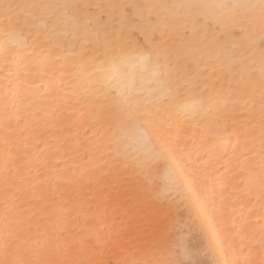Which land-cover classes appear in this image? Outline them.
<instances>
[{"label": "snow or ice", "instance_id": "1", "mask_svg": "<svg viewBox=\"0 0 264 264\" xmlns=\"http://www.w3.org/2000/svg\"><path fill=\"white\" fill-rule=\"evenodd\" d=\"M257 25L259 49L222 45ZM57 114L75 147L44 138ZM235 174L264 219V0H0V264H264L217 199ZM85 177L118 225L73 214Z\"/></svg>", "mask_w": 264, "mask_h": 264}, {"label": "bare ground", "instance_id": "2", "mask_svg": "<svg viewBox=\"0 0 264 264\" xmlns=\"http://www.w3.org/2000/svg\"><path fill=\"white\" fill-rule=\"evenodd\" d=\"M71 2H80V3H113V4H128V5H151L158 3H171V2H194V3H213L220 2V0H71ZM251 2H256V0H251ZM236 33H240V29H235ZM249 44H254L256 49H259L261 46V34L259 26L257 25L254 30H250L247 34H238V35H225L222 38V45L227 48H240L247 46ZM37 87L40 86V82L36 81ZM41 94H37L35 97L37 100ZM46 109L49 108L48 102H45L43 105ZM35 111V109H33ZM46 113L40 112L38 119L43 121ZM62 123H67V121H62V118L57 114V119L52 123L47 125V131L43 133L45 139H50L52 137H60L61 139H68V141L75 147L80 141L84 139L83 130H80V140H72L71 135L65 130L61 131ZM75 131V130H74ZM39 138V133L37 134V139ZM227 139V138H225ZM234 144L235 141L233 140ZM226 147L231 148L230 144H226ZM75 166V165H73ZM239 180L238 174H235L234 179L226 180L221 182L217 186V199H223L225 207L232 215L233 219L239 220L241 223L247 222L251 224V230L247 232V235H252L253 233L259 234L261 228H264V219L258 214H253L249 216L247 210L244 208V205L247 203V198L240 189L228 187L230 183H237ZM63 183V181H61ZM97 188L89 190L88 180L85 177L82 181L79 182L76 188V192L80 194V204L79 207L75 208V212H82L84 215L80 218L83 226H93V227H106L110 226L113 222L119 224L120 214L114 210V206L107 203V197L103 198L102 201L96 199ZM75 194L72 192L71 186H69L64 193V199L70 202H73V196ZM91 209V210H89ZM178 212L182 215L177 216V219L187 220L188 212L184 205H180L178 209L175 210L174 214ZM241 215L243 219L240 220ZM200 235L198 231V226L196 227L195 234L192 237L193 244L198 249H202L203 245L200 244ZM247 253V248H245V254ZM196 260L197 264H210V261L213 257L209 254H204L202 251L193 257Z\"/></svg>", "mask_w": 264, "mask_h": 264}]
</instances>
